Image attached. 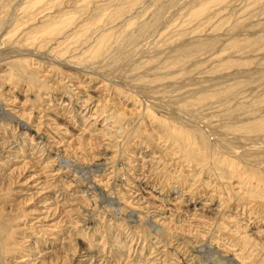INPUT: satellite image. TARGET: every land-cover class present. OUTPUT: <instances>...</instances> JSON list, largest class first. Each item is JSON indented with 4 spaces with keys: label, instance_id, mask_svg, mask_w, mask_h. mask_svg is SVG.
Returning a JSON list of instances; mask_svg holds the SVG:
<instances>
[{
    "label": "rangeland",
    "instance_id": "374dc122",
    "mask_svg": "<svg viewBox=\"0 0 264 264\" xmlns=\"http://www.w3.org/2000/svg\"><path fill=\"white\" fill-rule=\"evenodd\" d=\"M104 1L64 0L74 24L44 46L18 22L22 0L7 3L0 58L26 55L40 90L0 62L1 107L31 117V131L0 129V220L27 242L6 263L264 264L251 180H264V0H126L114 21L90 19ZM104 26L105 59L89 52ZM234 234L250 236L244 250Z\"/></svg>",
    "mask_w": 264,
    "mask_h": 264
},
{
    "label": "bare ground",
    "instance_id": "6f19581e",
    "mask_svg": "<svg viewBox=\"0 0 264 264\" xmlns=\"http://www.w3.org/2000/svg\"><path fill=\"white\" fill-rule=\"evenodd\" d=\"M63 1L64 0H22V3H24L25 6L21 9V12H23L25 16L24 17L23 16L19 17L18 22H20L22 24V26H27L29 29H34L33 31H35V37L38 38V39L40 38V40H41V45L40 46H42V45L44 46V44L47 42L46 41L47 36L45 34L46 32L50 33L54 37V39H59V36L61 34V30H63V28L65 27L64 25L69 24V26H71V25L74 24L73 18L75 17L76 12L78 13V11L74 10V9L72 10V8L70 6H68V5L66 7L65 6L62 7L61 5H62ZM124 1H126V0H105L103 2V4L98 6L95 10L91 11V14L89 15V18L92 19V20H96V19L100 18L101 16L105 15L106 19L108 21H114L115 19H117L119 14L127 12L125 7L122 4ZM128 1H129V6L133 5L136 2V0H128ZM7 3L9 4L10 0H0V25H1L0 27H3V19L8 14L6 12V8H8V6H9V5L7 6ZM65 8H67V9H65ZM44 11H49V12L43 14V18H41V20H38L37 22H34V19H35L34 16H36L39 13H43ZM29 21H31V22L28 24ZM110 32L111 31L107 27L104 26L100 30V32L98 33V35L96 37L97 41H98V42L96 41L97 46H95V48L92 49V50L90 49L89 52L91 51L92 54L99 55V58L105 59V57H106L105 54H107L106 51L108 52L107 43L109 41L108 38H109ZM73 33L77 34L78 31H76V32L74 31ZM62 37H63V35H62ZM90 38H91V40L93 39V36L91 34L86 36L85 40H89ZM91 40H90V43L88 44V46L92 45V41ZM91 48H93V47H91ZM25 56L26 55L20 54L19 52L11 53V54H9V55H7L5 57L0 58V62L3 61V63H6L5 64L7 66L6 70H5L6 80H10L12 78H15L16 73H18L19 76L17 75L18 76L17 78L18 79L19 78L20 79H26L27 82H28L29 87H31V89L34 90V92H36L39 89L40 83H37L35 80H32L31 76L34 78V73L35 72H39V71H38V69L36 67L35 68L37 70L32 65H30L26 61V59L24 60V58H26ZM33 63H35V62H33ZM57 63H59V62H57ZM36 66H38V65H36ZM14 72H16V73H14ZM18 79H15V81H17ZM35 79H37V78H35ZM60 89L61 88H58V90H60ZM78 93L76 92V94H78ZM64 95H66V98L68 100H70L71 97L73 96V93H72V91L70 89L67 88L66 89V93ZM75 96H74V98H76ZM90 99L91 98H88V97L86 99H84V100L82 99L83 100V104L82 105L84 106V108H87V107L90 106V104H91V103H89V101H91ZM70 101H72V100H70ZM0 102H2V100ZM93 102L94 101H92V103ZM1 105L2 104L0 103V129L2 127H8V126H12L13 127V126H16V124H19L20 129H22L24 132L29 131V130L31 131V121H30L31 117L28 114H26V113H17L16 115L14 113L10 114L9 112L4 111L3 108L1 107ZM124 113H126L124 109H122V108H120L118 106H115V110L113 112H111L109 114V116H107L108 123L110 125L115 123L117 120H119L123 116ZM164 123H166V126L172 132L173 136L176 139L180 140L181 143L190 142L189 134H187V135L183 134L182 133V132H184L183 129H180L178 126H176V125H174V124H172V123H170L168 121L164 122ZM23 128H25V129H23ZM174 131H177V133H174ZM10 144H12V143H10ZM203 149H207V145L206 144H204ZM204 156H207V154H204ZM219 158H220V156H219ZM59 161L61 162V166L63 164H66V162H63V159L62 160L60 159ZM218 162L219 163H223L224 160L222 162V160L218 159ZM226 164L229 165L228 163H226ZM224 165H225V163H224ZM230 165L233 166V168H232L233 172H235L238 175L242 173L241 172V168H240L239 165H237V164H235L233 162H230ZM251 180H252V183L256 187L259 188V190H258L259 193L260 192H264V180H263V178L258 177L257 173L255 171H253V170H251ZM261 203H264V202H261ZM4 208H6V207H4ZM37 217H38V215H37ZM15 221H16L15 219H10V218H4V219L0 220V264H10L11 263V262L9 263V261L11 259L10 260L8 259V262L6 263V256H7V253L9 251H15V252L19 253L17 251V249H20L21 247H22V250L23 249H27V248H23V247H25V245L27 243L26 241H24V242H26L25 244L20 242L22 245L20 247H18L17 244L19 242H16L13 239L14 234H16V230L20 229V226H19L18 229H14V225L15 224H12V223H14ZM35 221H39V219L36 218ZM51 225H54V223L51 224ZM36 227L37 226H35V223L34 224L32 223L30 225L31 229H36ZM40 228H41V226H40ZM34 236H35V234L32 237H34ZM249 237L250 236L248 234H246L244 237H241V236H238V235L234 234L233 240H234V242H235V244L237 246L241 247V249L244 250V248H245V246L247 244V239ZM257 238L259 240H262L263 236L262 235L261 236H257ZM28 245H30V244H28ZM208 248L213 249L214 253L217 254V257H218V253L224 252L223 249H220L219 247H216L217 249H215V248H213L212 245L208 246ZM226 251H227V249H226ZM229 254H231V253H229ZM230 258H231V256H230ZM229 263L237 264L232 259L230 260Z\"/></svg>",
    "mask_w": 264,
    "mask_h": 264
}]
</instances>
